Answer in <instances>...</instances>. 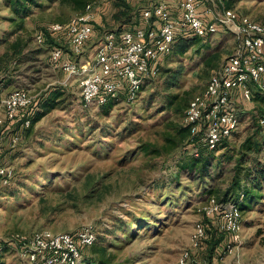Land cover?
<instances>
[{"label":"rangeland","instance_id":"rangeland-1","mask_svg":"<svg viewBox=\"0 0 264 264\" xmlns=\"http://www.w3.org/2000/svg\"><path fill=\"white\" fill-rule=\"evenodd\" d=\"M155 1L89 0L95 21L83 53L70 55L60 36L50 42L71 60L91 59L103 32L137 26L139 12ZM169 1L176 6V0ZM12 6L13 0H0V70L6 69L9 81L0 96L23 89L34 101L56 97L14 145L10 137L17 126L0 132V163L12 170L8 183L0 185V239L90 226L96 241L82 250L81 264H96L105 254L113 256L112 264H174L188 248L193 226H207L202 206L227 203L222 194L238 156L243 155L242 180L247 173L258 174L257 164L264 167V123H259L264 96L257 93L255 100H239L235 106L238 128L213 152L210 175L201 180L196 172L180 170L198 151L186 142L184 111L203 91L210 73L233 53V37L218 26L215 34L186 42L183 53L177 52L183 43H175L136 100L126 103L120 96L111 105L84 106L76 78L50 65L48 49L33 39L48 24L65 23L80 10L65 1L34 0L22 16ZM206 9L216 17L232 9L264 21V0H215L203 3L200 10ZM16 41L26 44L20 64L11 63ZM258 182H241L237 190L248 201L241 211L240 246L231 252L219 247L209 257L201 241L188 264L262 263L264 176ZM0 264L23 262L11 247L0 255Z\"/></svg>","mask_w":264,"mask_h":264},{"label":"built area","instance_id":"built-area-1","mask_svg":"<svg viewBox=\"0 0 264 264\" xmlns=\"http://www.w3.org/2000/svg\"><path fill=\"white\" fill-rule=\"evenodd\" d=\"M214 1L176 0L173 12L169 0H156L150 8L140 11L137 26L118 33L103 32L93 57L83 61L71 60L67 54L80 56L93 35L95 16L91 3L65 23L48 24L33 39L46 47L47 37L60 36L68 53L60 46L47 47L49 64L76 78L84 106L104 105L120 96L126 103L136 100L143 84L159 73L161 61L178 36L205 37L223 26L234 39L233 53L210 73L203 91L189 100L183 116L189 143L196 145V150L198 146L213 150L237 130L235 106L239 100L250 101L254 93L264 94V21L232 9L224 10L218 17L210 9L200 10L203 3ZM3 88L0 73V94ZM35 103L34 97L23 89L0 96V132L2 128L11 132L17 126L11 133V145L30 126ZM259 123L263 124L264 119L260 118ZM11 177V168L0 163V185H6ZM201 209L216 220V231L225 236L221 247L224 251L231 252L240 246L241 212L235 203L212 201ZM204 233L201 223L193 226L189 246L174 264L189 263L191 252L199 249ZM95 238L90 226L74 232L41 229L10 240L0 239V254L13 247L23 264H81L82 250L91 246Z\"/></svg>","mask_w":264,"mask_h":264},{"label":"trees","instance_id":"trees-1","mask_svg":"<svg viewBox=\"0 0 264 264\" xmlns=\"http://www.w3.org/2000/svg\"><path fill=\"white\" fill-rule=\"evenodd\" d=\"M49 1H55V0H49ZM59 1L69 2L76 9H78V10H80V12H82L89 0H59ZM131 1H133V0H131ZM33 2H34V0H13V6H12L13 12L16 14H21L23 16L26 8L29 5H32ZM139 16H140V12H139ZM188 37H191V38L188 40H184ZM198 38H203V37H198ZM179 40H182V42H178ZM183 40H184V42H183ZM190 41H192L191 44L194 43L196 41V36H178L175 39V41L173 42L172 47L174 46L175 43L180 44V45H181V43H183L182 46L179 49H177L178 53H183L185 51V48H186V42H190ZM45 44H46V47H45L46 49H48L47 47H49V46H53L50 42L49 37H47ZM25 47H26V44H23V43L18 42V41L13 42L11 44L12 55H13V57H15V60H13L11 63L20 64L23 61V58L25 57V55H24ZM2 72H3V87H5L9 84V81L7 80L8 75L6 73L7 72L6 69L0 70V73H2ZM254 94H253V97L251 98V100H255L256 99L255 97H258V95H256L257 93H254ZM262 95L264 96V94H262ZM55 97H56V95L54 94L51 98H44V99L40 98L39 100L35 101L37 103V105L35 103V106H34L35 109L33 110L32 116L30 118V126L27 129H29L31 126H33L34 123H36L40 119V117L46 111L49 110L50 105H52V103L54 102ZM114 100L115 99H111L107 103L109 105L114 104V102H112ZM106 104H104V105H106ZM183 131H185V133H188L187 127L184 126ZM186 142L188 144H190L189 139H187ZM194 146L196 147V145H194ZM220 146L216 147L213 150H207L205 147H201V146L199 147L198 146L197 155L195 156L194 154H191L190 158L181 167L180 170H182V171L185 170V171H189V172H196V173H198L197 179L204 180L205 177H208V175H210V169L213 166L214 161H215V158L213 156V152L218 150L220 148ZM242 159H243V155H241V157L238 156V159L236 160V163H235V173L231 177L230 185L228 188L225 189V191L222 194L223 195V197H222L223 202L235 203L236 206L238 207V209L240 210V212L242 210H244V208L246 207V203H248V201L246 199V195L245 194L243 195V194H240L239 192H237V190L240 187L241 182H250L254 186L255 184L256 185L259 184V182H258L259 178L264 176V174H263V171H264L263 168L264 167L261 164L260 165L257 164L256 167L258 168V174L253 176V175H249L247 173L242 180L240 178V175H239V172L241 170ZM244 198L246 200H244ZM243 201H245V202H243ZM212 219H209L208 216H205L204 220L206 221L207 226L203 225L205 233H204V238L202 239V242H204V244H206L208 246V253L210 255L209 257H211L212 251L213 250L215 251V249L222 247V245L224 244V241H225V236L221 233H218L216 231V227L213 225V223L215 224L216 220L213 219V221H212ZM95 241H96V238H95ZM95 241H94V243H95ZM102 251H104V250H102ZM0 255H2V254H0ZM112 257L113 256L111 254H105L102 258H99V259L94 260V261L96 264H112V262H111ZM82 259H83V255H82Z\"/></svg>","mask_w":264,"mask_h":264},{"label":"crops","instance_id":"crops-1","mask_svg":"<svg viewBox=\"0 0 264 264\" xmlns=\"http://www.w3.org/2000/svg\"><path fill=\"white\" fill-rule=\"evenodd\" d=\"M175 5H176V4H175ZM174 7H175V6H171L170 9H171L172 11H174V10H175Z\"/></svg>","mask_w":264,"mask_h":264}]
</instances>
